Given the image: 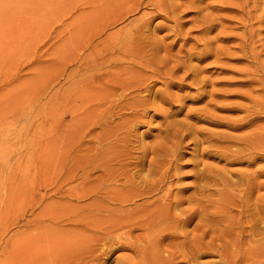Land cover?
I'll list each match as a JSON object with an SVG mask.
<instances>
[{"label": "bare ground", "instance_id": "1", "mask_svg": "<svg viewBox=\"0 0 264 264\" xmlns=\"http://www.w3.org/2000/svg\"><path fill=\"white\" fill-rule=\"evenodd\" d=\"M45 4L81 10L46 72L49 89L56 77L67 86L61 96L49 93L45 99L43 164L23 171L13 185L16 222L25 219L17 226L27 232L10 244L12 264H104L117 251L124 253L117 264H216L200 260L212 253L220 264H239L245 252L264 245V164L239 172L219 165L244 156L248 167L257 159L264 161V125L254 122L256 110L264 113V103L246 107L250 113L241 118L223 119L228 129L251 127L239 135L199 128L161 110L162 133L150 145H137L144 135L139 126L151 121L150 110L162 104L176 107L181 95L172 87L187 86L188 70L177 74L190 67L187 60L146 34L155 16L179 19L184 11L180 5L172 0ZM144 7L154 11L141 12L122 33L108 32ZM160 82L164 87L154 89ZM189 82L204 79L197 74ZM202 113L201 120L211 123L219 124L222 117L211 109ZM63 115L69 122L62 121ZM205 142L209 145L200 156L208 153L217 161L206 163L195 156L192 170L183 171L182 148ZM188 177L194 180L182 184ZM189 188L193 191L186 194ZM220 198H227L225 207ZM27 211L34 217H26ZM225 212L229 222L222 228Z\"/></svg>", "mask_w": 264, "mask_h": 264}, {"label": "rangeland", "instance_id": "2", "mask_svg": "<svg viewBox=\"0 0 264 264\" xmlns=\"http://www.w3.org/2000/svg\"><path fill=\"white\" fill-rule=\"evenodd\" d=\"M172 1L180 5V10H184L179 12V19L155 16L151 23H148L146 34H153L148 37H152L161 46L163 42L169 45L173 56L187 60L190 67L181 68L177 73L181 75L183 71L188 70L189 77L185 80L187 86H183V90L172 87L175 95H181V99L174 103L176 107L162 104L159 109L150 110L151 121L139 126V131L143 130L144 135L141 139L139 137L137 145L139 143L150 145L162 133L164 113L161 110H171L176 113L174 116L177 119H183L182 121L186 119L199 128L208 127L237 135L247 132L251 127L228 129L229 127L223 122L227 117L233 119L247 115L250 112L247 113L246 107L253 109L252 106L254 107L256 101L264 103V86H261L264 83V75H262L264 74V62H262L264 61V0ZM55 7L46 6L45 0H0V263L2 264H12V254L10 255L9 251L12 253L10 249L14 238L22 237L27 232V229L22 228V232L17 226L19 223H24L25 219L22 217L23 219L16 222L14 182L21 177L23 171H34L43 164L45 99L49 93L61 96V92L67 86L63 83L64 78L62 80L61 77H56L49 89L46 72L57 58L60 43L68 36L67 33L70 34L75 28L73 20L81 9ZM151 9L142 8L123 22L110 26L108 32L113 30L124 32L127 26L128 28L133 26V20L141 12L152 14L154 10ZM207 24H210V28ZM198 66L199 70H197ZM197 74L204 79V82L190 84L189 81H192ZM156 84L154 89L164 87L161 82ZM58 89L59 93H56ZM221 95L223 96L220 97ZM218 104H222V108L214 109L213 106L217 107ZM178 107L181 109L178 110ZM210 109L211 112L215 110L216 114H219L218 117L222 116L219 124L211 123L210 120H201L205 116L202 112ZM256 111L255 126H262L264 113ZM60 115L55 117L56 121L61 119L62 115L61 117ZM197 115L198 118L192 117ZM69 119V116L63 115L62 121L66 120L67 123ZM200 144L190 143L182 148L184 157L180 162L187 164H183V171L192 170V159L195 156L206 163L217 161L213 157H208V153L203 157L200 156L202 148L209 143ZM244 157L230 163L224 159L219 165L224 164L227 170L239 172L264 164L262 159H257L250 168ZM232 176L238 178L237 174ZM192 180L194 178L188 177L181 182L185 185ZM43 191V188L40 189V193ZM190 191L192 192L193 189L189 188L186 194ZM220 201L225 207L227 198H220ZM38 210L39 208L35 212ZM34 214H29L27 211L26 217L32 218ZM221 216L224 222L223 226H220L224 228L229 222L228 213H222ZM193 224L194 222L190 228ZM123 254L119 251L112 253L104 264H117L116 259H120ZM203 257L200 260L204 263H221L216 253ZM239 264H264V245L251 253L245 252V258L240 260Z\"/></svg>", "mask_w": 264, "mask_h": 264}]
</instances>
